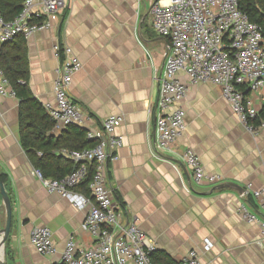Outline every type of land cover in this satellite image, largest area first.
I'll return each instance as SVG.
<instances>
[{"label": "crops", "instance_id": "crops-1", "mask_svg": "<svg viewBox=\"0 0 264 264\" xmlns=\"http://www.w3.org/2000/svg\"><path fill=\"white\" fill-rule=\"evenodd\" d=\"M66 1L58 22L24 38L28 87L42 105L53 102L58 66L53 47L58 43L73 50L82 67L72 77L69 96L85 114L86 129H98L111 115L122 119L115 134L123 145L118 160L109 164L108 187L114 203L125 210L124 222L136 218L154 250L175 261L194 250L202 264H264V230L237 214L242 191L232 187H264V127L247 130L217 86L191 84L180 74L187 86L181 103L186 129L171 150L157 151L153 112L168 41L152 27L150 5L155 0ZM250 100L259 112L264 93L250 94ZM63 130L52 128L51 136ZM185 149L193 150L203 168L223 181L215 186L195 183L182 161ZM35 171L21 144L19 100L0 95V174L6 177L3 186L12 208L9 237L0 244L5 264H60L69 238L79 249L94 244L84 228L88 209L47 192ZM221 184L231 187L215 189ZM248 208L264 219L252 197ZM5 223L0 195V232ZM42 226L50 229L56 247L51 256L39 255L30 242ZM205 240L212 244L210 251L204 250Z\"/></svg>", "mask_w": 264, "mask_h": 264}, {"label": "built area", "instance_id": "built-area-1", "mask_svg": "<svg viewBox=\"0 0 264 264\" xmlns=\"http://www.w3.org/2000/svg\"><path fill=\"white\" fill-rule=\"evenodd\" d=\"M66 0H23L22 11L10 22L0 16V43H11L19 35L30 37L35 31L49 28L59 21ZM154 31L168 41L162 74L157 78L158 97L154 110L155 149L167 151L183 136L185 112L181 106L187 86L179 80L184 74L191 84H212L220 89L222 99L229 105L238 121L249 131L258 127L249 122L258 110L250 94L264 93V46L260 27L249 21L238 8V0H155L150 5ZM58 59L53 84V102L43 105L53 121V129L61 131L68 126L86 129L87 118L69 96L72 77L82 67L68 46L53 47ZM0 95L15 97L8 80L0 70ZM249 95V96H248ZM119 116L103 119L98 129H86V138L95 142L91 148L62 150L64 158L76 167L61 179L43 178L35 171L41 184L49 193L58 194L79 209L87 208L84 228L94 239V244L79 249L69 238L62 251L60 264H153L149 253L153 242L139 228L137 219L124 222L125 210L114 203L113 192L108 187L109 164L118 160L117 151L123 140L115 134L121 123ZM182 161L197 184H220L223 178L207 172L197 154L185 149ZM88 196L76 188L89 176ZM254 198L264 212V187L241 193L242 202L236 211L248 224L264 230V219H259L248 208L249 198ZM39 255L56 253L48 227L35 229L30 239ZM212 244L205 240L204 250ZM182 264H202L192 250Z\"/></svg>", "mask_w": 264, "mask_h": 264}, {"label": "trees", "instance_id": "trees-1", "mask_svg": "<svg viewBox=\"0 0 264 264\" xmlns=\"http://www.w3.org/2000/svg\"><path fill=\"white\" fill-rule=\"evenodd\" d=\"M22 5L23 0H0V16L4 21L10 22L20 14ZM238 8L250 22L260 27L264 46V0H238ZM0 70L19 100L21 144L33 167L46 179L65 177L76 165L57 155L56 151L91 148L95 142L87 140L86 130L76 126H68L59 136H51L54 123L28 87L29 65L22 35L17 36L11 43H0ZM262 120H264V104L257 116L249 123L258 127ZM91 171L92 166H89V176L76 188V191L89 194L88 182ZM0 181L2 184L6 183L3 174H0ZM149 258L153 264H182V261H175L166 252L160 250H152Z\"/></svg>", "mask_w": 264, "mask_h": 264}, {"label": "water", "instance_id": "water-1", "mask_svg": "<svg viewBox=\"0 0 264 264\" xmlns=\"http://www.w3.org/2000/svg\"><path fill=\"white\" fill-rule=\"evenodd\" d=\"M77 127V126H76ZM235 189L240 190L243 192L242 189H240L238 186L232 184ZM229 184H221L216 186L215 189H223L228 187ZM231 187V186H229ZM0 195L1 198L3 200L4 206H5V211H6V223H5V227L4 229L0 232V236H1V241L0 244L3 246L4 243L6 242L7 238L9 237V233L11 230V226H12V208H11V202H10V198L9 195L7 194L3 184L0 181ZM0 264H5L4 261L0 260Z\"/></svg>", "mask_w": 264, "mask_h": 264}]
</instances>
